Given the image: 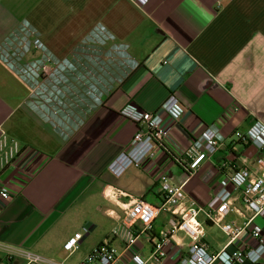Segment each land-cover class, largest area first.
<instances>
[{"label":"crops","instance_id":"0c3cea01","mask_svg":"<svg viewBox=\"0 0 264 264\" xmlns=\"http://www.w3.org/2000/svg\"><path fill=\"white\" fill-rule=\"evenodd\" d=\"M100 24L115 36L110 43L127 44L139 64L88 114L93 98L73 87L71 75L86 83L83 75L101 69L92 63L85 69L77 63L76 70L58 64L73 51L82 53V39ZM50 53L59 61L43 72ZM171 95L185 112L179 122L165 117L171 130L163 146L140 167L113 174L109 164L137 130L120 110L134 103L159 111ZM257 120L264 123V0H0V129L21 146L12 164L0 167V188L10 195H0V244L66 264H78L103 245L114 247L124 264H135V252L146 264H181L193 242L181 228L171 233L167 256H153L156 241L170 226L168 211L159 212L150 232L135 225L136 242L129 251L123 235L113 234L131 197L156 206L163 202L162 176H167L199 208L202 240L210 251H219L229 238L209 214L216 212L217 193L226 187L231 209L221 221L241 224L248 218L242 192L229 177L245 158L255 166L260 150L235 141L233 134ZM211 124L221 128L224 144L196 171H188L185 151ZM84 227L88 232L79 249L64 251L65 241ZM252 228L264 236V215L229 249L255 246ZM0 259L25 264L1 251ZM242 264H264V256Z\"/></svg>","mask_w":264,"mask_h":264},{"label":"built area","instance_id":"2783aa9c","mask_svg":"<svg viewBox=\"0 0 264 264\" xmlns=\"http://www.w3.org/2000/svg\"><path fill=\"white\" fill-rule=\"evenodd\" d=\"M38 36H42L39 31ZM114 38L115 36L103 25H97L82 39L80 44L82 47L79 49L82 53L73 51L71 59L64 58L58 64V66L70 65L74 68L73 70H76L77 63H79L80 69L85 66L90 67L92 63L97 66L98 70L101 69L98 73L97 69L95 73L90 72L92 75H89V78L83 75L88 86L82 80H78L76 76L71 75V78L75 80V82L71 81L72 85L74 83L76 87L83 89V96L93 98V101L86 98L92 102L88 114L102 106L104 96H108L116 85L123 82L139 64L127 52V44L110 43ZM46 57L43 72H48V64L52 63L55 58L59 61L51 53ZM77 57L80 61L77 60ZM80 62H84V65H81ZM50 75L52 72L49 73ZM65 79L70 83V78L66 77ZM46 80L48 77L44 78V81ZM107 80L109 81L107 82ZM90 86L95 89L89 88ZM97 87L102 88L98 94L96 93ZM78 88L77 90H79ZM184 112L185 108L176 95H171L159 111L143 110L134 103L125 105L120 110V114L133 121L137 125V130L129 147L111 161L109 170L115 175H121L131 166L140 167L144 159L154 156L157 148L163 146L170 133L171 128L164 123L165 117L179 122ZM86 114L84 118L81 117L80 123H83ZM233 136L235 141L255 145L260 150V154L255 158L254 167L245 158L243 166L235 170L229 177L234 188L242 192L243 202L250 212L248 218L241 224L221 221L231 209L230 200L225 198L228 193L226 187L221 188L217 193L220 205L216 212L209 214L210 222L220 224L228 235L227 245L219 251L209 250L208 245L202 240L203 231L197 219L199 208L188 202V196L181 186L170 183L167 176H162L163 202L156 206L141 197H131L130 206L123 222L113 230V234L123 235L125 238L126 250L129 251L136 242L135 225L141 223L144 231H152L155 219L159 212L164 210L170 212L173 217L170 226L162 231L154 245L153 256L156 258L162 259L167 256L168 248L172 244L171 233L180 228L193 239L188 252L180 259L181 264H242L245 261L257 263L263 258L264 236L256 228L250 230L252 237L257 240L255 246L240 249L229 248L248 231V226L257 216L264 215V123L257 120L249 129L236 131ZM224 141L225 135L219 126L215 124L206 126L200 134L193 138L185 151L188 171H196L206 159L220 150ZM20 152V143L16 139H11L6 132L0 129V167L5 169L12 164ZM0 195L3 199L10 198L6 188H0ZM84 232H88L87 227L71 235L63 244L64 251L72 253L79 249ZM0 251L6 259L22 258L25 260V264H66L64 261L49 258L23 247L0 244ZM131 257L135 264H146V260L140 253H132ZM0 264L5 263L1 261ZM78 264H124V261L114 247L103 245L89 253Z\"/></svg>","mask_w":264,"mask_h":264},{"label":"trees","instance_id":"16d2710c","mask_svg":"<svg viewBox=\"0 0 264 264\" xmlns=\"http://www.w3.org/2000/svg\"><path fill=\"white\" fill-rule=\"evenodd\" d=\"M185 167L187 168V165H185ZM2 260L0 259V262H1Z\"/></svg>","mask_w":264,"mask_h":264}]
</instances>
